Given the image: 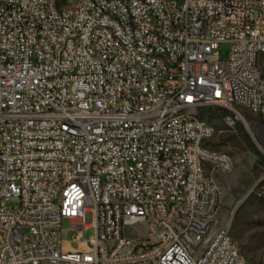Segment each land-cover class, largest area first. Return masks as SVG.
Returning a JSON list of instances; mask_svg holds the SVG:
<instances>
[{"label":"built area","instance_id":"1","mask_svg":"<svg viewBox=\"0 0 264 264\" xmlns=\"http://www.w3.org/2000/svg\"><path fill=\"white\" fill-rule=\"evenodd\" d=\"M68 3L0 0V264H244L216 228L234 159L188 112H227L264 152V0Z\"/></svg>","mask_w":264,"mask_h":264},{"label":"rangeland","instance_id":"2","mask_svg":"<svg viewBox=\"0 0 264 264\" xmlns=\"http://www.w3.org/2000/svg\"><path fill=\"white\" fill-rule=\"evenodd\" d=\"M221 61L228 60V47L222 46L218 51ZM241 114L254 126L258 122L247 111ZM199 116L216 131L208 146L219 152H227L234 159V170L230 175L219 176L218 184L221 194V210L216 228L230 226V234L242 258L248 264H264V152L253 141L242 124L230 128L225 122L222 110L207 108ZM10 207L16 205L8 204ZM64 229H69L68 223ZM93 231L83 235L88 242ZM77 232H68L66 241L74 243Z\"/></svg>","mask_w":264,"mask_h":264},{"label":"bare ground","instance_id":"3","mask_svg":"<svg viewBox=\"0 0 264 264\" xmlns=\"http://www.w3.org/2000/svg\"><path fill=\"white\" fill-rule=\"evenodd\" d=\"M77 10L76 0H69L68 4H63V11L65 13H72ZM107 32L111 37V43L114 45H122V37L119 34V28L114 25H107ZM262 57L264 62V50H262ZM234 110H245L250 114V107H242V103H234ZM200 111L188 112V120H201L202 123L208 124L199 116ZM187 111H178V119H186ZM234 170V163L232 164V171ZM203 179H210V169H203ZM65 184L64 182H57L53 186V200L64 199ZM99 196H106V189H99ZM215 200H221L220 189H214ZM51 211H58V202H51ZM107 250L115 251L114 239H107ZM244 264H248L244 260Z\"/></svg>","mask_w":264,"mask_h":264},{"label":"trees","instance_id":"4","mask_svg":"<svg viewBox=\"0 0 264 264\" xmlns=\"http://www.w3.org/2000/svg\"><path fill=\"white\" fill-rule=\"evenodd\" d=\"M224 112V115L226 116L227 115V112L223 111Z\"/></svg>","mask_w":264,"mask_h":264}]
</instances>
